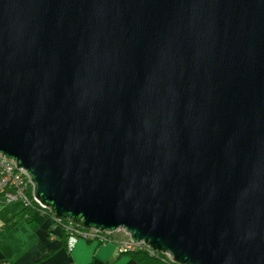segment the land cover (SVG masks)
<instances>
[{
	"label": "water",
	"instance_id": "1",
	"mask_svg": "<svg viewBox=\"0 0 264 264\" xmlns=\"http://www.w3.org/2000/svg\"><path fill=\"white\" fill-rule=\"evenodd\" d=\"M0 154L58 220L264 264V0H0Z\"/></svg>",
	"mask_w": 264,
	"mask_h": 264
},
{
	"label": "crops",
	"instance_id": "2",
	"mask_svg": "<svg viewBox=\"0 0 264 264\" xmlns=\"http://www.w3.org/2000/svg\"><path fill=\"white\" fill-rule=\"evenodd\" d=\"M23 213L20 202L0 200V264H137L131 255L118 254L114 243L78 240L69 251L57 224L35 226Z\"/></svg>",
	"mask_w": 264,
	"mask_h": 264
},
{
	"label": "built area",
	"instance_id": "3",
	"mask_svg": "<svg viewBox=\"0 0 264 264\" xmlns=\"http://www.w3.org/2000/svg\"><path fill=\"white\" fill-rule=\"evenodd\" d=\"M0 200L5 203L18 201L24 208L37 206L42 212L48 211L49 220L57 224L66 236L68 250H72L78 240L89 243L104 244L114 243L116 252L126 255L138 250H144L150 255H157L143 242H134L130 235L122 228L114 231H99L96 229H84L70 221L56 219L53 214L41 205L33 195V185L27 173L16 166V163L0 154ZM161 254V253H160ZM164 255V261L174 263L168 254ZM176 264V263H175Z\"/></svg>",
	"mask_w": 264,
	"mask_h": 264
},
{
	"label": "trees",
	"instance_id": "4",
	"mask_svg": "<svg viewBox=\"0 0 264 264\" xmlns=\"http://www.w3.org/2000/svg\"><path fill=\"white\" fill-rule=\"evenodd\" d=\"M49 216H50V214L48 211H46L44 213L37 206L24 208L23 217H25V219L29 223H31L35 226L40 225L41 223H43L46 220H49L48 219V218H50ZM49 221H51V223H54L52 220H49ZM63 221L67 222V220H63ZM62 233H63V231H62ZM64 236H65V234H64ZM129 255L132 256V258L134 259V261L137 264H169L168 262L164 261V255L160 254V253L153 256L144 250H138V251L129 253ZM172 264H175V263H172Z\"/></svg>",
	"mask_w": 264,
	"mask_h": 264
}]
</instances>
